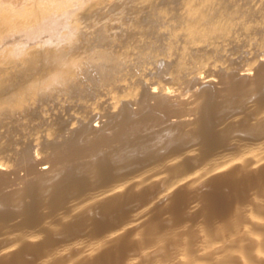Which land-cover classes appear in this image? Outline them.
Returning a JSON list of instances; mask_svg holds the SVG:
<instances>
[{"label": "bare ground", "instance_id": "1", "mask_svg": "<svg viewBox=\"0 0 264 264\" xmlns=\"http://www.w3.org/2000/svg\"><path fill=\"white\" fill-rule=\"evenodd\" d=\"M256 2L115 3L142 26L110 43L58 33L62 5L10 7L0 264H264Z\"/></svg>", "mask_w": 264, "mask_h": 264}, {"label": "rangeland", "instance_id": "2", "mask_svg": "<svg viewBox=\"0 0 264 264\" xmlns=\"http://www.w3.org/2000/svg\"><path fill=\"white\" fill-rule=\"evenodd\" d=\"M39 1L53 2L54 4L56 3L55 6H57V7L60 5L64 6L63 9H60L61 11H58V10H57L58 12L54 11L55 13L53 16H56V20L58 23V31L57 32L61 33V34H65V35H67L69 33H73V32H75V33L81 32L82 33V30H83V32H85L84 29L87 30L88 28H90V30H87V32L90 35L94 34L95 32H99L102 34L107 32V34H109L107 31L108 28H109L108 30L111 33V31L114 28L120 27L121 28L120 30L112 31L114 33L113 35L117 36V35L122 34L124 38H128L129 35H131L132 26H134L136 24L139 28L142 26L141 23L139 24L140 17L138 15L137 16L131 15L133 18H131V16L129 18H127L128 16H126L123 13L122 8L117 7L116 10L118 12L116 10H114V11H112V13H110L111 12L110 8L113 5H115V3H118L117 6L120 5L119 7H121L124 3H126V1H129V4H130L131 0H113V1L112 0H80L76 3L71 2L70 0L69 1L68 0H39ZM34 2H36V0H34V1L33 0H0V20L2 19L3 23L4 22L7 23V21H8L9 24H11V22H12L14 25L15 24L18 25L19 21L14 16L11 17L13 15L12 10L13 9L14 10H24L25 12H27V14L31 13L28 16V17H31L32 14H35V12L33 13V10L35 9ZM102 2L104 3V5ZM261 5H263V6H261ZM71 6H73V7H71ZM74 6H75V8H74ZM10 7L12 8V10ZM254 7L255 8L256 7H258V8L263 7L264 8V2L262 4H261V2H256ZM174 8L178 9L179 7L175 6ZM102 9H104V11H106V13L103 12ZM89 12H91V14ZM108 12H109V15L107 14ZM118 13H119V16L117 15ZM100 15H102V16L104 15V17H102ZM7 16H9L8 19H7ZM117 17H119V18H117ZM124 19H126L128 22H126V20H124ZM102 22H103V24H102ZM0 23L2 24L1 21H0ZM127 23L128 24L130 23L131 26H130V24L128 25ZM1 24H0V66H3V64L5 63L4 67L9 68L11 65L8 62L7 63L5 62L4 52L7 51V48L9 49V47H11V42L8 41L9 34H7L6 30L3 29ZM129 27H131V28H129ZM90 31H91V33H90ZM66 32H67V34H66ZM87 32H86V34H88ZM107 34H105L106 37L103 34L104 38L108 39V37L109 38L111 37V39H112V40H108V43L115 40V39H113L114 38L113 35L109 34L107 36ZM255 37L258 38L260 36L257 35ZM118 43L119 42H116V44H118ZM62 45H64V44H62ZM7 66H9V67H7ZM9 70H12V69H9Z\"/></svg>", "mask_w": 264, "mask_h": 264}]
</instances>
